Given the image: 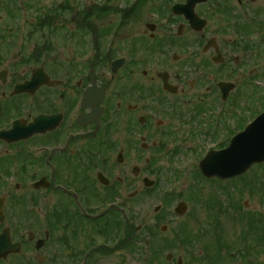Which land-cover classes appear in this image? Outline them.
<instances>
[{"label": "flooded vegetation", "instance_id": "af4514ba", "mask_svg": "<svg viewBox=\"0 0 264 264\" xmlns=\"http://www.w3.org/2000/svg\"><path fill=\"white\" fill-rule=\"evenodd\" d=\"M153 1L0 0V262L126 264L147 188L195 166L194 200L264 111V4Z\"/></svg>", "mask_w": 264, "mask_h": 264}, {"label": "rangeland", "instance_id": "374dc122", "mask_svg": "<svg viewBox=\"0 0 264 264\" xmlns=\"http://www.w3.org/2000/svg\"><path fill=\"white\" fill-rule=\"evenodd\" d=\"M259 2L264 4V0ZM40 7L39 4L34 7V20L43 13ZM147 21L152 19L148 16ZM40 30L59 29L48 26ZM191 174L176 183L166 177L147 188V213L137 215L135 225L140 226V232L136 234L151 242L155 256L151 259L149 252L144 251L143 241L129 255L126 264H264V163L253 165L243 176L221 184L201 182L198 178L203 196L197 202L188 199L193 182ZM181 198L187 202L188 209L178 217L173 208ZM158 204L162 208L153 211ZM169 254L172 257L167 259ZM12 263V260L0 262Z\"/></svg>", "mask_w": 264, "mask_h": 264}, {"label": "water", "instance_id": "95a60500", "mask_svg": "<svg viewBox=\"0 0 264 264\" xmlns=\"http://www.w3.org/2000/svg\"><path fill=\"white\" fill-rule=\"evenodd\" d=\"M191 1H192V6L189 17L191 22L196 24V19H195L196 16L193 13V7L197 2L202 0H191ZM244 135H246V137H248L251 140V143H247L246 145L245 158L234 165H225L217 168H212L209 166V160L210 158H212L211 156L203 164V166H207L211 171L210 174L208 173V175L212 176V174L215 173L220 177L228 178L230 176H234L245 172L253 163L264 161V114H262L261 117L256 122H254V124L250 126V128L244 133ZM233 145H235V143ZM184 210H185L184 205H182L178 209V212L183 213ZM8 244H9L8 238L4 235L0 236V251H1L0 255L2 254L5 255V253L8 251L6 250L9 249L7 247Z\"/></svg>", "mask_w": 264, "mask_h": 264}, {"label": "snow or ice", "instance_id": "6c2138e0", "mask_svg": "<svg viewBox=\"0 0 264 264\" xmlns=\"http://www.w3.org/2000/svg\"><path fill=\"white\" fill-rule=\"evenodd\" d=\"M247 140L241 139L231 148H228L225 152H215L217 155L213 156L209 160V166L217 168L225 165H234L245 158Z\"/></svg>", "mask_w": 264, "mask_h": 264}]
</instances>
